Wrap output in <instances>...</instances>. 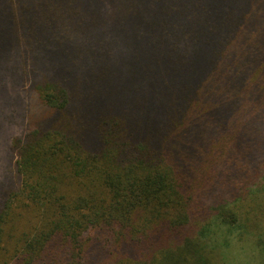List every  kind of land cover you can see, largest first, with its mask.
Returning a JSON list of instances; mask_svg holds the SVG:
<instances>
[{"label": "trees", "instance_id": "trees-1", "mask_svg": "<svg viewBox=\"0 0 264 264\" xmlns=\"http://www.w3.org/2000/svg\"><path fill=\"white\" fill-rule=\"evenodd\" d=\"M8 57L43 110L10 144L0 264H214L241 236L264 190V0H0Z\"/></svg>", "mask_w": 264, "mask_h": 264}, {"label": "rangeland", "instance_id": "rangeland-1", "mask_svg": "<svg viewBox=\"0 0 264 264\" xmlns=\"http://www.w3.org/2000/svg\"><path fill=\"white\" fill-rule=\"evenodd\" d=\"M6 59L9 68L3 73L0 69V91L15 90L12 93L15 98H9L12 94L6 97V93L0 92V194L2 183L9 182L14 174L15 152L10 150L13 138L23 135L28 125L43 110V106L29 90L30 75L27 67L22 65L18 57V62L14 58ZM1 200L0 195V202ZM236 206L238 222L244 229H239L242 231L239 238L235 237L236 232L229 236L230 246L220 248V260L214 264H264V190ZM179 237L180 235H176V238ZM173 250L180 251L181 248ZM177 256L175 252L177 264H182V261H177ZM186 256L189 258V255ZM187 264L196 263L188 259Z\"/></svg>", "mask_w": 264, "mask_h": 264}]
</instances>
